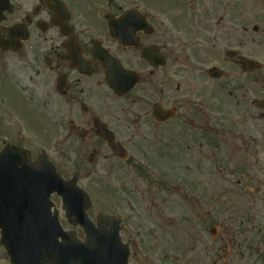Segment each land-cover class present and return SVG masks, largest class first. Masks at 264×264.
Wrapping results in <instances>:
<instances>
[{
  "label": "flooded vegetation",
  "instance_id": "flooded-vegetation-1",
  "mask_svg": "<svg viewBox=\"0 0 264 264\" xmlns=\"http://www.w3.org/2000/svg\"><path fill=\"white\" fill-rule=\"evenodd\" d=\"M0 2V147L20 145L21 116L39 106L69 135L93 138L89 161L110 158L113 173L95 123L125 148L149 135L165 145L170 127L193 145L220 142L238 153L239 187L226 190L253 232L247 250L228 251L226 235L225 250L213 242L192 264H264V0ZM121 68L134 83L123 96L108 82ZM155 104L175 116L158 120Z\"/></svg>",
  "mask_w": 264,
  "mask_h": 264
},
{
  "label": "rangeland",
  "instance_id": "rangeland-1",
  "mask_svg": "<svg viewBox=\"0 0 264 264\" xmlns=\"http://www.w3.org/2000/svg\"><path fill=\"white\" fill-rule=\"evenodd\" d=\"M40 107L21 116L20 144L30 150L32 158L44 151L63 178L77 176V185L90 197L91 219L98 213L119 215L122 240L130 248L129 264H192L196 253L210 251L213 242L214 251L225 250L219 247L227 241L226 235L243 244L233 247L232 241L228 251L247 250L252 226L238 218L240 196L226 190L239 187L234 185L239 178L238 153L230 154L229 146L220 142L212 148L203 142L193 145L180 140L170 127L165 145L149 135L148 142L139 140L127 149V160L114 158L113 173L110 158L98 156L89 162L93 138L81 141L69 135L59 114ZM98 148L107 154L103 145ZM133 161L150 174H140ZM261 165L264 171V161ZM52 198L63 227L82 237L79 227L66 223L60 200ZM0 264H9L1 242Z\"/></svg>",
  "mask_w": 264,
  "mask_h": 264
},
{
  "label": "water",
  "instance_id": "water-1",
  "mask_svg": "<svg viewBox=\"0 0 264 264\" xmlns=\"http://www.w3.org/2000/svg\"><path fill=\"white\" fill-rule=\"evenodd\" d=\"M114 152L125 157L116 144ZM52 193L61 196L67 221L82 227L84 241L62 229L56 208L51 213ZM89 205L75 179L64 181L45 155L33 162L23 148L0 151V235L11 264H127L119 219L100 213L95 226L86 213Z\"/></svg>",
  "mask_w": 264,
  "mask_h": 264
}]
</instances>
